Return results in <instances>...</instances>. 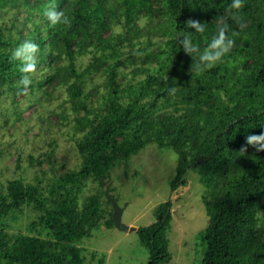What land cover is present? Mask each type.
I'll use <instances>...</instances> for the list:
<instances>
[{
  "label": "trees",
  "instance_id": "trees-1",
  "mask_svg": "<svg viewBox=\"0 0 264 264\" xmlns=\"http://www.w3.org/2000/svg\"><path fill=\"white\" fill-rule=\"evenodd\" d=\"M231 2L56 0L68 27L44 16L48 0H0V94L16 101L35 90L47 94L49 86L64 89L58 116L81 157L78 167H58L48 154L53 177L45 185L39 176L0 180V264H84L83 240L115 226L112 169L150 145L177 154L172 191L188 184V171L206 188L209 220L198 234L204 253L194 261L264 264V151L249 145L239 152L248 134L264 132V0H243L238 10ZM189 18L205 32L186 28ZM221 26L235 47L211 69L191 73L198 57L184 52L179 34L192 31L202 51ZM24 40L39 45L26 92L20 62L10 61ZM172 208L171 200L159 204L155 221L136 230L148 264L172 259ZM28 210L36 219L23 231Z\"/></svg>",
  "mask_w": 264,
  "mask_h": 264
},
{
  "label": "rangeland",
  "instance_id": "rangeland-1",
  "mask_svg": "<svg viewBox=\"0 0 264 264\" xmlns=\"http://www.w3.org/2000/svg\"><path fill=\"white\" fill-rule=\"evenodd\" d=\"M40 95H43L41 99ZM13 97V94H0V149L4 154L0 161V180L24 177L31 182L35 181L34 176H39L45 185V181L53 177L48 154H52L58 167L63 164L78 167L81 157L75 135L68 123L58 116L64 109L66 91L49 86L47 94L35 90L26 96L20 95L16 101ZM18 155L20 167H17ZM39 159L44 160L42 167L37 162ZM32 163L35 164L32 166ZM176 167L177 154L173 150L150 145L134 155L128 164L112 169L111 176L117 186L114 195L124 208L122 221L134 227L154 222L156 207L171 200L173 218L167 236L172 259L168 264H199L204 245L198 234L209 220L203 200L206 188L198 174L188 171V184L172 191L170 183ZM43 169L49 171L44 175ZM34 219L36 213L28 210L22 230L29 231L28 225ZM82 245L86 248L84 264H100L101 257H104L103 264L149 263V250L141 244L136 231L103 227L97 229L93 237L84 239ZM198 251H202V255L194 261ZM94 253L97 258L91 261Z\"/></svg>",
  "mask_w": 264,
  "mask_h": 264
},
{
  "label": "clouds",
  "instance_id": "clouds-1",
  "mask_svg": "<svg viewBox=\"0 0 264 264\" xmlns=\"http://www.w3.org/2000/svg\"><path fill=\"white\" fill-rule=\"evenodd\" d=\"M243 0H232L230 8L241 9L243 7ZM44 16L48 19L51 25L64 24L71 26V19L64 11L58 10L56 0H48L44 7ZM243 27V25H241ZM186 28L195 29V32L203 34L205 32V24L199 20L189 18L186 21ZM235 35V33L233 34ZM179 44L184 52L190 55L193 60L198 57V62L191 66V73L193 70L202 72L205 69H211L218 62H222L224 57L229 54L235 47V41L228 35L226 26H221L217 30V34L212 37L211 41L201 51L197 44L193 43L192 31H182L179 34ZM39 52V45L32 40H24L11 53L10 61H19V71L23 74L19 80V85H22V91L26 92L29 85L32 83L31 77L28 74L37 71V53ZM175 88L169 89L170 94H174ZM252 146L256 151H264V132L259 134H248L245 138V144L239 150L240 153H247L248 146Z\"/></svg>",
  "mask_w": 264,
  "mask_h": 264
},
{
  "label": "water",
  "instance_id": "water-1",
  "mask_svg": "<svg viewBox=\"0 0 264 264\" xmlns=\"http://www.w3.org/2000/svg\"><path fill=\"white\" fill-rule=\"evenodd\" d=\"M112 204H113V221H114V225L116 228H118L119 230L122 231H136L138 227H134V226H130L125 224L122 221V215L124 212V208L121 207L117 201H115L114 199H112Z\"/></svg>",
  "mask_w": 264,
  "mask_h": 264
}]
</instances>
